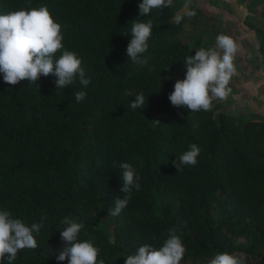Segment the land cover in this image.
<instances>
[{
  "label": "trees",
  "instance_id": "obj_1",
  "mask_svg": "<svg viewBox=\"0 0 264 264\" xmlns=\"http://www.w3.org/2000/svg\"><path fill=\"white\" fill-rule=\"evenodd\" d=\"M140 3L0 0V14L46 6L91 80L57 89L52 74L31 85H9L0 74V210L28 226L42 223L37 248L21 250L13 264H68L57 259L65 217L84 225L78 239L91 241L105 264H124L147 243L159 248L171 228L186 248L180 264H209L222 252L264 264V119L228 107L173 106L169 94L200 40L176 38L186 13L177 21L168 6L140 16ZM138 18L153 24L145 64L126 55ZM255 38L264 52L263 31ZM80 90L87 95L77 102ZM141 92L146 106L131 109ZM193 143L197 164L177 172L173 161ZM121 162L133 166L141 187L113 216L124 195Z\"/></svg>",
  "mask_w": 264,
  "mask_h": 264
},
{
  "label": "clouds",
  "instance_id": "obj_2",
  "mask_svg": "<svg viewBox=\"0 0 264 264\" xmlns=\"http://www.w3.org/2000/svg\"><path fill=\"white\" fill-rule=\"evenodd\" d=\"M172 4V0H142L139 4L140 16L149 15L153 9H163ZM177 21L180 19L176 17ZM132 22L131 39L126 48V55L133 63L145 64L141 58L148 50V41L153 34L151 20L143 22L137 19ZM127 35V34H125ZM61 25L57 23L46 6L30 7L0 14V74L3 81L16 85L21 81L37 84L41 76L54 75L56 88L64 89L79 80L80 85L87 87L91 80L81 67L82 61L73 51L65 49ZM239 51L238 44L230 35L219 34L215 47L199 48L195 55L184 59L186 74L184 79L176 80L174 90L168 99L175 107H186L191 112L210 111L214 100L226 99L231 93L229 87L236 74L235 57ZM60 53L57 56V53ZM87 93L83 90L74 92L77 102H82ZM148 100V98H147ZM146 99L143 92L138 93L130 103V108H144ZM199 147L193 143L189 150L183 152L173 161L177 172L182 166L197 164ZM114 166H117L114 164ZM120 176L123 198L115 200L111 215H119L131 199L133 189L139 191V176L128 162H121ZM66 227L60 231L64 247L57 256L58 261L67 259L68 264H105L98 259L99 249L88 240L78 239L84 227L82 223L67 217L62 221ZM42 223L30 226L14 218L8 210H0V261L13 264L17 253L24 249L37 248L34 233L39 234ZM186 248L175 228L168 229L167 238L162 246L155 248L144 244L124 259V264H180ZM209 264H244L241 257L228 252L217 253Z\"/></svg>",
  "mask_w": 264,
  "mask_h": 264
},
{
  "label": "rangeland",
  "instance_id": "obj_3",
  "mask_svg": "<svg viewBox=\"0 0 264 264\" xmlns=\"http://www.w3.org/2000/svg\"><path fill=\"white\" fill-rule=\"evenodd\" d=\"M251 2L257 6V11L253 12L255 15H253L252 12L247 11L250 13L249 15L245 16L242 12L239 16L238 12H236V5L242 3V6H244L247 4L249 5ZM261 8H264V0H172V4L170 5L174 19L179 14H187L182 30L176 38L187 43H192L194 40L199 39V48L205 49L215 47V39L219 34L230 35L238 44L236 29L240 28V24L243 25V23L244 27L247 26L253 31L255 38V34L258 30L262 32L259 29V26L264 28V25H261V22H264V19H259L260 16H258ZM243 19L244 21L241 22L240 20ZM255 40L257 39L255 38ZM258 46V41L251 40L249 43L247 40L244 52L239 48L234 60L236 74L232 77L229 84L231 93L226 99L214 100V108L217 106L221 108L228 107L232 110L236 109V105L240 103V100L236 97V75L239 73V68H242L243 71L241 74L245 78L249 77L246 76L249 74L248 71H250V73L259 72L258 75L264 73V52L260 51ZM254 68L257 71H255ZM253 75L256 76L255 74ZM240 78L243 79L242 76ZM237 107H239V105H237ZM215 110L217 111L218 108ZM242 112L244 115L254 114L247 112V110ZM259 117L264 119V114ZM233 254L241 257L243 261L245 260L242 254ZM200 264L207 263L203 261Z\"/></svg>",
  "mask_w": 264,
  "mask_h": 264
},
{
  "label": "crops",
  "instance_id": "obj_4",
  "mask_svg": "<svg viewBox=\"0 0 264 264\" xmlns=\"http://www.w3.org/2000/svg\"><path fill=\"white\" fill-rule=\"evenodd\" d=\"M247 5L242 6V3L236 5V12H238L239 16L242 14V12L246 16L250 14L247 11H250L252 13L254 11H257V6L252 2L248 6ZM262 9L264 8H261L259 10V14ZM253 15L255 14L253 13ZM240 21L243 22L244 19ZM261 23V25H264V22ZM243 25L240 24V28L236 27V38L238 40L239 48L242 52H244L246 48L247 40L249 41V43L251 42V40L256 41L253 35V31H251L247 26L244 27ZM259 29L264 33V28L262 26H259ZM254 70L257 71L255 68ZM242 71V68H239V76L236 75V97L238 98V100H240L239 104L236 103L237 105H239V107H237L236 105V110H239L241 113H243L242 111L247 110V112L254 113L257 116H262V114H264V73L258 75L259 72L250 73V71H248L250 75L247 74L246 76L249 77L245 78L241 74ZM253 74H255L256 76H254ZM241 76L243 77V79L240 78Z\"/></svg>",
  "mask_w": 264,
  "mask_h": 264
}]
</instances>
